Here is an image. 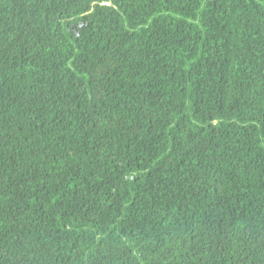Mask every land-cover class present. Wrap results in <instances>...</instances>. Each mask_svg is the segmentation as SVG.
Segmentation results:
<instances>
[{
	"label": "trees",
	"instance_id": "16d2710c",
	"mask_svg": "<svg viewBox=\"0 0 264 264\" xmlns=\"http://www.w3.org/2000/svg\"><path fill=\"white\" fill-rule=\"evenodd\" d=\"M0 264H264V0H0Z\"/></svg>",
	"mask_w": 264,
	"mask_h": 264
}]
</instances>
